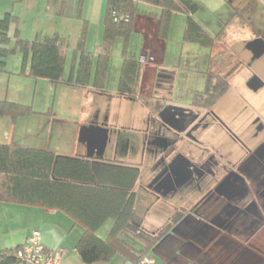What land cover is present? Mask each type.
Segmentation results:
<instances>
[{
    "label": "crops",
    "instance_id": "crops-1",
    "mask_svg": "<svg viewBox=\"0 0 264 264\" xmlns=\"http://www.w3.org/2000/svg\"><path fill=\"white\" fill-rule=\"evenodd\" d=\"M75 1L77 21H74L73 16L69 20L66 15V8L70 0H0V18L8 13L18 18V21L10 26V45L8 47L12 49L15 45L16 30L19 31L22 38L28 40L33 39L37 33L53 34L58 32L68 44L65 70L67 77L70 74V59H72L73 49L78 43L83 22H88L87 50L94 51L96 47L101 45L105 31L107 0ZM194 1L199 5L198 11L194 14L195 20L212 36L219 33L233 14L238 11L234 5L228 7V2L234 4L233 0ZM160 14L161 9L156 5L143 1L137 4L133 34L137 35L139 41L135 54L142 62L139 98L132 100L118 94L121 67L116 69L110 67L106 81L107 92L96 91L92 86L82 88L66 84L53 85L46 80H35L36 90L39 87L48 88L49 95H54L53 100L49 97L43 99L44 96L42 95V100L36 107V111L45 113L52 102L53 114L50 116L38 114L20 117L15 122H12L9 117H0V143L47 149L64 156L85 155L96 160V166L101 170L107 166V163L139 168L140 174L132 189L136 194L137 220L136 205L140 191L143 189L142 196L147 205L150 196L154 195V192L151 193L150 191V183L149 186L147 184L151 177L149 174L145 176L146 171L141 157L150 148L168 149L167 146L158 144L153 137L159 135L157 132L160 133L162 132L160 130H163L162 124L159 123L164 119L162 112L168 107L197 109L191 103L193 95L199 91L198 89H192L191 102L173 103V91L177 86V79L174 78L178 69L177 66L184 71H191L193 70L191 66L195 65L183 61L186 54L192 52L191 48H187L185 44L188 42L183 41L180 46L181 51L177 50L176 54L174 53L175 62L173 63L174 67L172 66L169 55V36L172 30L170 29L169 36L166 38L159 36ZM220 14L221 18L218 16ZM248 24V21L242 24L237 19L235 24L227 29L224 40L216 41L213 48L201 46L204 51H199L195 59L198 60L199 66L205 57L210 61L209 69L200 71L205 75V81L207 72L219 73L229 82L231 89L230 78H232V72L235 68H232V63L231 65L224 62L217 63L213 58L218 54H226L227 62L234 60L235 57L228 53L231 42L247 39L246 30L243 28L249 26ZM117 41L118 39L115 44ZM129 47L132 49L131 43H129ZM10 55L5 59L2 70L0 69V100L26 102L21 91H17L13 87V83L19 79L33 83L30 80L32 78L18 74L21 69L22 55L19 53L12 54V58ZM168 90L170 95L166 93ZM157 100H160V103L162 102L161 104H165L166 107L155 114ZM171 116L173 120L178 118V115L171 114ZM164 120L168 123L171 121L168 118ZM142 121L146 127L140 128L138 124ZM156 125L158 127L155 130L154 126ZM111 126L123 130L128 129L127 131L130 132L118 131L117 135L110 137L105 132H107V127ZM133 129L137 131H132ZM132 132L137 133L134 136ZM162 133L164 134V132ZM181 169L176 168L177 189L187 185L185 181H181L184 170ZM154 185L156 188L153 187V190L162 191L167 188L165 184L160 182H156ZM169 190L167 189V191ZM161 191L158 194L163 195L164 193L161 194ZM112 225L113 220H108L102 226L105 228L99 229L98 235L105 238ZM163 225H156L158 226L156 229L155 226L150 227L151 225L144 221L142 226L147 231L154 232ZM183 228L188 232L191 229H194L193 231L196 229V232L188 237L186 233H182ZM261 230L264 231V225ZM34 232L40 233L42 243L46 248L59 249L65 252V264H85L76 250V243L83 233V227L75 223L68 214L62 211H45L35 206L0 203V250L21 246L28 241ZM123 236L125 238L126 234L124 233ZM236 240L228 233L210 227L202 219L189 212L181 225L172 230L153 250L151 258L153 264H157L158 260L161 264H178L179 262L181 264H264V254H260V252H264L259 244L251 241L243 244L236 242ZM199 241L208 243L205 247L206 250L210 251L208 257H200L197 254V258L192 260L189 254L191 252L187 255L181 253L184 242H189V244L198 247ZM97 264L132 263L118 254L107 263Z\"/></svg>",
    "mask_w": 264,
    "mask_h": 264
},
{
    "label": "trees",
    "instance_id": "trees-1",
    "mask_svg": "<svg viewBox=\"0 0 264 264\" xmlns=\"http://www.w3.org/2000/svg\"><path fill=\"white\" fill-rule=\"evenodd\" d=\"M140 1L160 7L161 38L167 37L173 16L183 13L186 15L183 40L205 48H213L216 41L224 40L227 29L237 19L242 24L247 23L244 16L236 11L222 30L212 36L195 20L194 14L199 5L194 0H107L101 45L94 51L86 49L88 22L84 21L78 43L73 49L70 74L66 77L68 44L65 38L55 32L37 33L28 40L16 30V42L10 49L9 29L18 18L8 13L0 18V69L4 67L9 54L19 53L22 55L19 75L46 80L53 85L92 86L96 91L107 92L106 81L115 42L123 38L118 94L135 100L139 98L142 62L135 53L129 51V40ZM112 10L123 17L128 14L129 21L123 18L117 22L111 14ZM229 90L230 84L221 74L209 71L206 73L204 90L194 93L191 104L196 108L211 109ZM161 103L157 100L155 114L166 107ZM38 114L52 115L53 112L41 113L30 105L0 100V117H9L12 122L20 117ZM96 164V160L85 155L64 156L47 149L0 143V203L35 206L45 211L68 214L83 227L76 250L85 264L107 263L118 254L132 264H140L142 259L152 257L153 250L171 233L188 210L181 207L161 228L154 232L147 231L136 219V194L132 190L140 174L139 168L107 163L101 170ZM108 220H113V225L108 235L102 238L98 231ZM124 233L139 240L142 246L136 247L124 238ZM18 248L20 246L0 250V264H12ZM194 252L205 258L198 247L189 242L183 243L182 254Z\"/></svg>",
    "mask_w": 264,
    "mask_h": 264
},
{
    "label": "rangeland",
    "instance_id": "rangeland-1",
    "mask_svg": "<svg viewBox=\"0 0 264 264\" xmlns=\"http://www.w3.org/2000/svg\"><path fill=\"white\" fill-rule=\"evenodd\" d=\"M233 3L234 4L228 2V7L234 5L238 12L242 14L245 20L249 23V26L243 28L246 30L245 35L247 36V39L231 42L228 53L235 57L231 62H227L226 54H218L213 58L217 63L224 62L227 65H231L232 63V68H235L232 72L233 76L230 78L232 87L210 111L198 108L193 109L191 107H168L162 112L164 119L172 117L171 114L178 115V118L174 119L175 123L169 124L164 119L159 122L160 125L162 124L161 126L163 129L160 131L167 132V134H170L171 136H174V131H178L184 136L183 131H188L196 122L200 123L199 118H203V122L200 125V128L193 133L194 139L191 136L185 135L177 143L175 140H172L176 145L169 155V149L161 150L150 148L146 151V154L141 157V159H143V167L146 171L145 176L146 174H149V177H151L147 184L149 186L150 183V191L151 193L154 192V195L150 196L148 201L149 204L147 205L144 200L145 198L142 196V189L136 206L138 210V222L143 225L145 221L151 225L150 227L155 226L156 229L158 227L156 225L165 224L181 207L188 211H194L195 213L201 214L202 218L206 220H214L217 224L223 223L222 226H226L228 222L233 221L234 223L228 227L230 229L228 230L232 233H226L237 239L236 242L238 241L246 244L251 241L257 243L261 246L264 252V231H260L259 229V231L257 230L258 232H255L254 229H247L249 226L255 228L259 221L253 220L250 215L246 214V212L242 210V205L240 209L233 205V203L239 202L240 199H245V201L249 199L257 200L259 190L262 189L261 185L264 180V162L260 164L261 162H258L257 160L250 161V165L245 162L246 158H248L249 151L253 154L257 147L259 148L262 142L264 143V55L259 58H254L252 52L247 48V43L253 38L257 36L264 37V0H233ZM75 5L76 1L70 0L69 5L66 8V15L69 20H71L73 16L74 21H77ZM221 14L218 15L220 18ZM185 23L186 15L183 13H177L173 16L170 24V29L172 31L170 33L169 29L168 33L171 35L169 36L168 34L167 37L169 36V55L173 67V63L175 62L174 53L176 54L177 50L181 51L180 46L184 41L183 33ZM130 38L129 43H131L132 49L129 47V51L135 53L137 52L139 45L138 37L136 34H133ZM185 44L187 48H191L192 52L191 54H186L183 61L195 66H191L193 69L191 71H184L177 66L178 69L176 76H174V78L176 77L177 79V86L173 91V103H189L192 99V89H198L199 91L204 90L206 84L205 75L200 71H207V69H209L208 65H210V61L205 56L206 60L204 58L201 66H199L198 60L196 61L195 56L198 55L197 53L201 50L204 51L199 44H190V42ZM122 50L123 38H118V41L115 44V49L113 50L111 61L112 69L121 67L123 61ZM10 56V58H12L13 55L11 54ZM220 65L222 66V64ZM219 70L221 72L220 68ZM30 80L33 83L19 79V81L13 83V87L17 91L20 90L22 96L26 99V102L20 103L30 105L33 110H36V107L39 106L42 100V95L44 96L43 99L49 97L52 100L54 95H49L48 88L39 87L36 90L34 85L35 80ZM256 81L260 82L259 86L253 85ZM169 90L166 93L170 95ZM49 111L51 113L53 112L52 102L46 113ZM157 125L154 126L155 130L158 127ZM143 126L146 127V124L143 121L138 124V127L140 128ZM127 130L128 129L123 130L111 126L107 127V132H105V129L103 131L107 133V135L109 134L110 137H113L118 134V131L124 132ZM132 131L137 130L133 129ZM136 133L134 132L133 135L135 136ZM178 153H182L184 157H187L195 163H202L209 155L215 154L217 158H223L224 162H222L223 164L225 163L224 166L229 164L228 166L232 168L234 167L235 174H239V176L240 174L246 175L248 177L246 179L248 185L244 186V184L240 186L241 188L238 189L240 195L238 196L236 195L237 190L232 192V188L228 184L221 186L219 192H215V185L218 182H220L219 184L223 183L222 181L228 173V169L226 168V171H219L215 177L208 174L207 178H204L205 181L201 182L203 191L200 188H196L191 182H188L187 185H184L177 190L175 188H170L169 191H167L168 188H165L162 191L157 189L153 190L156 188L154 185L155 183L153 182L154 178L163 173L166 159H171L173 155H177ZM227 160H229V162H226ZM208 181L211 182L205 187ZM147 184L146 188L148 187ZM251 185L254 186L252 187ZM159 191H161V194H164H158ZM215 193L219 195L220 200L216 201V198L210 199ZM251 220L254 222L252 225H250ZM193 230L194 229H191L188 232V230L183 228L181 231L182 233H186V236L189 237L196 232V229L195 231ZM224 230L225 229L221 231ZM125 234L128 236H125V238L136 247L142 246L141 242L136 240L132 235L128 233ZM207 244L208 243L205 244L200 241L197 244L205 257H208L210 252L205 248ZM260 254L263 255L264 253L260 252ZM190 258L192 260L196 259L197 253L194 252L190 254ZM190 258L188 257V259ZM157 264H161L159 260ZM178 264L181 263L179 262Z\"/></svg>",
    "mask_w": 264,
    "mask_h": 264
},
{
    "label": "flooded vegetation",
    "instance_id": "flooded-vegetation-1",
    "mask_svg": "<svg viewBox=\"0 0 264 264\" xmlns=\"http://www.w3.org/2000/svg\"><path fill=\"white\" fill-rule=\"evenodd\" d=\"M261 38L264 39V37H262V36H257L255 38H253L251 41L258 40ZM257 43H258V45L262 46V48H264V42L262 40L257 41ZM263 55H261V56H263ZM199 109H206L207 111L211 110V109H207V108H199ZM168 119L171 120L172 118L170 117ZM202 119L203 118H199L200 123L196 122L193 126L190 127V129L188 131H186V132L183 131L184 136L185 135L191 136L194 139L193 133L200 128V125L203 122ZM172 123H175V120L172 119L169 124H172ZM157 134H159V135L153 136V137L155 138V140L158 144H163V146L165 145L168 147V149H169L168 155L172 150H174L176 143L181 138L184 137L178 131H174V136L168 135L167 132H164V134L161 132L160 133L157 132ZM172 140H175L176 143L172 142ZM219 158H217V156H215V154H212V155H209L206 159H204L203 160L204 162L195 163V162L189 160L187 157H184V155H182V153H178L177 155H173L171 159H168V158L166 159V162L164 165L165 169H164L163 173L159 176H156L154 178L153 182L154 183L160 182L161 184H165V186H167L168 189H170V188L177 189L178 188L177 187L178 186V179H176L175 175H176V168L178 167L180 169L181 168L184 169V170L181 169V170H183V176L181 178V181H185L186 183L191 182V184H193L196 188H200L203 191V186L201 185V182L205 181L204 178L206 179L208 174H211L212 177L213 176L215 177L219 171L222 172V171H226L228 169L227 170L228 173L226 174V176L224 177V180L222 181L223 183L219 184L220 182H218L215 185V192H217V191L219 192V190L221 189V186L228 184L232 188V192L237 190L236 195L237 196L240 195V192L238 191V189L241 188L240 186H242L244 184H245L244 186L248 185L246 182V179L248 177L246 175H242V174H240V176H239V174H235V169H233L234 167L232 168V167L228 166L229 165L228 163H227L228 165L224 166L225 163L223 164V162H224L223 158H221V157H219ZM255 160H257L258 162L260 161L261 162L260 164H262V162H264V143L263 142L259 146V148L257 147V149L254 151L253 154L249 151L248 158H246L245 162H247L246 164L250 165L249 164L250 161H255ZM220 161L221 162L223 161V162L221 163ZM226 162H229V160H227ZM194 172H195V175H194ZM212 180H213V178H212ZM210 182L211 181H208V183L205 185V187ZM251 186L253 187L254 185H251ZM261 186H262V189L259 190V196H258L257 200L249 199V200L245 201V199H240L239 202L233 203V205L237 206L238 209H240L241 205H242V210L244 212H246V214L250 215V217H252L253 220L259 221V222H257V226H255V228L258 229V231L264 225V217H263V213H264V180H263ZM212 198H216L215 199L216 201L220 200L219 195H217L216 193L214 196L210 197V199H212ZM236 204H238V205H236ZM189 212H191L194 216L202 219L207 225H209L212 228L219 229L220 231L225 229L224 232H228V233L231 232V231H229L230 229L228 227H230V225L232 223H234L233 221L228 222V224L226 226H222L223 223L217 224V222L214 220H206V219L202 218L201 214L195 213L194 211H188L187 214ZM187 214L172 230L177 229L181 225V222H183L185 220ZM250 223H251L250 225H252L254 222H252V220H251ZM255 228H253L252 226H249L247 229L248 230H250V229L255 230ZM258 231H256V232H258Z\"/></svg>",
    "mask_w": 264,
    "mask_h": 264
},
{
    "label": "built area",
    "instance_id": "built-area-1",
    "mask_svg": "<svg viewBox=\"0 0 264 264\" xmlns=\"http://www.w3.org/2000/svg\"><path fill=\"white\" fill-rule=\"evenodd\" d=\"M114 19L118 22L125 18L129 21V15L124 17L115 10L111 12ZM65 252L63 250H51L42 243L40 233L34 232L28 241L18 248L15 261L12 264H65ZM140 264H153V259L146 257Z\"/></svg>",
    "mask_w": 264,
    "mask_h": 264
},
{
    "label": "water",
    "instance_id": "water-1",
    "mask_svg": "<svg viewBox=\"0 0 264 264\" xmlns=\"http://www.w3.org/2000/svg\"><path fill=\"white\" fill-rule=\"evenodd\" d=\"M262 40L264 42V39H258V40H254V41H250L247 43V48L253 53L254 58H259L261 57V55L264 54V48H262V46L258 45L257 41ZM253 85L255 86H259L260 82L256 81L253 83Z\"/></svg>",
    "mask_w": 264,
    "mask_h": 264
}]
</instances>
